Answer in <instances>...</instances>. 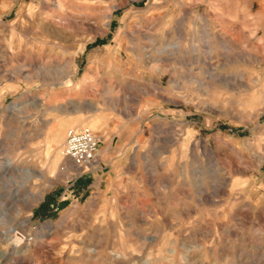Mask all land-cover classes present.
I'll list each match as a JSON object with an SVG mask.
<instances>
[{
  "label": "rangeland",
  "instance_id": "rangeland-1",
  "mask_svg": "<svg viewBox=\"0 0 264 264\" xmlns=\"http://www.w3.org/2000/svg\"><path fill=\"white\" fill-rule=\"evenodd\" d=\"M0 264H264V0H0Z\"/></svg>",
  "mask_w": 264,
  "mask_h": 264
},
{
  "label": "built area",
  "instance_id": "built-area-1",
  "mask_svg": "<svg viewBox=\"0 0 264 264\" xmlns=\"http://www.w3.org/2000/svg\"><path fill=\"white\" fill-rule=\"evenodd\" d=\"M100 140L89 128L70 131L64 143V152L79 169L91 168L98 157Z\"/></svg>",
  "mask_w": 264,
  "mask_h": 264
},
{
  "label": "bare ground",
  "instance_id": "bare-ground-1",
  "mask_svg": "<svg viewBox=\"0 0 264 264\" xmlns=\"http://www.w3.org/2000/svg\"><path fill=\"white\" fill-rule=\"evenodd\" d=\"M97 136V135H96ZM63 137V136H62ZM98 137V136H97ZM99 138V137H98ZM52 147V146H51ZM52 150V149H51ZM51 152V151H50ZM56 152V151H55ZM56 156V155H55ZM60 160V159H59ZM4 173V176H9L10 172L12 170H16V167H14V163L11 160H7L5 162V165L1 167ZM39 173V172H38ZM40 175V174H39ZM41 177V176H40ZM28 219V218H27ZM29 220V219H28Z\"/></svg>",
  "mask_w": 264,
  "mask_h": 264
},
{
  "label": "crops",
  "instance_id": "crops-1",
  "mask_svg": "<svg viewBox=\"0 0 264 264\" xmlns=\"http://www.w3.org/2000/svg\"><path fill=\"white\" fill-rule=\"evenodd\" d=\"M95 162H96V160L94 161V163H95ZM94 163H93V164H94Z\"/></svg>",
  "mask_w": 264,
  "mask_h": 264
}]
</instances>
